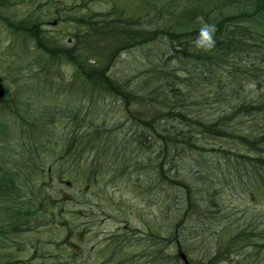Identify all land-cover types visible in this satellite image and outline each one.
<instances>
[{
	"label": "rangeland",
	"instance_id": "374dc122",
	"mask_svg": "<svg viewBox=\"0 0 264 264\" xmlns=\"http://www.w3.org/2000/svg\"><path fill=\"white\" fill-rule=\"evenodd\" d=\"M184 1L204 3L17 0L15 10L16 21L36 17L43 22L44 34L56 38L57 45H67L73 33L83 29L76 18L122 11L118 18L140 17L144 22L149 2L162 6ZM66 13L58 25H48ZM3 30L0 74L16 79L9 86L16 91V114L11 113L14 103L0 111L4 130L0 133V264H111L112 255L121 260L137 254L144 244L152 250L145 264H173L178 242L188 244L190 256L200 264H264V248L257 259L253 246H243L248 239L264 244V186L256 182L252 169L241 171L242 158L237 155L246 149L240 143L204 135L198 142L203 148L194 150L192 160L186 154L174 172L179 170L183 182L192 186L182 189L174 173L164 181L154 163H145L149 154L135 141L143 109L135 105L127 111L121 98L76 81L75 68L65 61L44 72L39 59H46L36 40ZM145 50H124L111 71L131 95L134 90L144 91L140 76L149 66ZM251 90L258 93L248 81L242 94ZM189 103L192 112L205 121L232 114L222 111L219 104L210 113L206 106ZM251 123L248 117L232 120L234 129L253 138L259 133L249 128ZM85 134L91 142L82 152L78 139ZM150 145L149 151L156 155V141ZM101 146L98 154L90 150ZM13 161L14 181L1 172L13 171ZM141 163L144 168H139ZM4 181L13 189H4ZM190 187L193 202L187 206ZM118 235L126 236L127 242L115 241ZM135 238L144 241L135 246ZM216 252L220 259L212 263ZM131 262L140 264L138 258Z\"/></svg>",
	"mask_w": 264,
	"mask_h": 264
},
{
	"label": "trees",
	"instance_id": "16d2710c",
	"mask_svg": "<svg viewBox=\"0 0 264 264\" xmlns=\"http://www.w3.org/2000/svg\"><path fill=\"white\" fill-rule=\"evenodd\" d=\"M148 6V21L144 22L140 17L118 18L122 11L120 15L113 11L76 18L83 29L74 32L73 42L67 45H57L56 38L44 34L36 17L16 21V33L36 40L46 59H39L44 72L65 61L75 68L76 81L121 98L127 111L135 105L143 109L137 118L139 131L135 141L149 154L145 163H154L164 181L170 180L168 176L186 154L190 153L192 160L194 150L203 148L198 142L209 135L245 144L246 151L237 155V159L242 158L241 171L252 169L256 182L264 186V124H260L264 119V0H204L203 4L194 5L184 1L162 6L149 2ZM204 25L215 26L211 47L207 42L197 44ZM139 47H146L149 66L140 76L144 91L134 90L131 95L124 92V86L114 80L111 71L124 50ZM222 70L226 72L220 76ZM248 81L255 85L257 94L252 90L242 94ZM190 101L197 107L206 106L210 113L213 105L219 104L222 111L232 114H220L213 122L207 117L205 121L192 112ZM236 117H248L252 121L249 128L257 129L259 135L251 138L234 129L232 120ZM197 130L201 134H194ZM152 140L158 146L156 155L149 151ZM90 142L86 134L80 137L83 152ZM103 146L90 150L98 154ZM174 174L178 178L174 181H179L182 189L192 186L183 182L179 170ZM7 182L2 187L13 189ZM193 194L190 187V192L186 191L187 206L193 202ZM178 231L182 233L181 229ZM174 262L180 264L176 258Z\"/></svg>",
	"mask_w": 264,
	"mask_h": 264
},
{
	"label": "flooded vegetation",
	"instance_id": "af4514ba",
	"mask_svg": "<svg viewBox=\"0 0 264 264\" xmlns=\"http://www.w3.org/2000/svg\"><path fill=\"white\" fill-rule=\"evenodd\" d=\"M16 0H0V31L4 32L3 27L7 28L9 33L12 36L16 35ZM0 81L4 86L5 95L0 100V111L9 109V106L12 103L15 104V107H12V114H16V91H11L9 86L16 82V79L10 78L9 76H5L3 73L0 74ZM7 106L6 109H4ZM0 133L4 134L3 127L0 125ZM16 157V154H14ZM14 160V159H13ZM16 165V161H13ZM149 249H146L145 252L147 253ZM144 252V253H145ZM131 260H135L139 258V256H130ZM141 259V257H140ZM144 258L142 257L141 260ZM132 264V263H131Z\"/></svg>",
	"mask_w": 264,
	"mask_h": 264
},
{
	"label": "clouds",
	"instance_id": "9594fccd",
	"mask_svg": "<svg viewBox=\"0 0 264 264\" xmlns=\"http://www.w3.org/2000/svg\"><path fill=\"white\" fill-rule=\"evenodd\" d=\"M215 31L214 25H204L200 29V37L197 39V44H201L202 42H207V46L211 47L212 43L214 42L212 39V34Z\"/></svg>",
	"mask_w": 264,
	"mask_h": 264
},
{
	"label": "water",
	"instance_id": "95a60500",
	"mask_svg": "<svg viewBox=\"0 0 264 264\" xmlns=\"http://www.w3.org/2000/svg\"><path fill=\"white\" fill-rule=\"evenodd\" d=\"M0 95H1V93H0ZM181 256H182V258H183L184 260H186L187 264H190V262L187 260V256H186L185 253H181Z\"/></svg>",
	"mask_w": 264,
	"mask_h": 264
},
{
	"label": "bare ground",
	"instance_id": "6f19581e",
	"mask_svg": "<svg viewBox=\"0 0 264 264\" xmlns=\"http://www.w3.org/2000/svg\"><path fill=\"white\" fill-rule=\"evenodd\" d=\"M145 52H146V51H145ZM240 145L243 146V148L246 146L245 144H242V143H241ZM245 149H246V148H245Z\"/></svg>",
	"mask_w": 264,
	"mask_h": 264
}]
</instances>
